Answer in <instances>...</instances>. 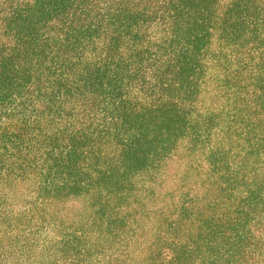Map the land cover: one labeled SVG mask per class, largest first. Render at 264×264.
<instances>
[{"label": "trees", "instance_id": "1", "mask_svg": "<svg viewBox=\"0 0 264 264\" xmlns=\"http://www.w3.org/2000/svg\"><path fill=\"white\" fill-rule=\"evenodd\" d=\"M0 264H264V0H0Z\"/></svg>", "mask_w": 264, "mask_h": 264}]
</instances>
